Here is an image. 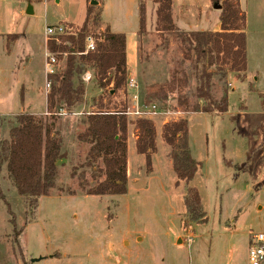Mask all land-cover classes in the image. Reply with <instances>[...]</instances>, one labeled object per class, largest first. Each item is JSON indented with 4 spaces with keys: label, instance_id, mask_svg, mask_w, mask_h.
Here are the masks:
<instances>
[{
    "label": "rangeland",
    "instance_id": "374dc122",
    "mask_svg": "<svg viewBox=\"0 0 264 264\" xmlns=\"http://www.w3.org/2000/svg\"><path fill=\"white\" fill-rule=\"evenodd\" d=\"M94 1L0 0V139H9L18 115L49 119L53 114L54 132L65 154L57 162L55 185L38 200L33 218L26 215L25 199L3 167L0 264H249L250 239L264 233V0H232L246 17L248 70L240 78L231 72L223 77L216 69L209 92L217 103L228 89V108L222 114L191 111L195 105L202 107L191 56L186 57L187 46L175 33L159 31L158 4ZM172 3L177 29L198 24L194 30L211 32L219 21L221 7L214 10L210 0ZM28 5L31 15L26 14ZM141 6L144 28L139 24ZM179 9L185 11L186 21L179 20ZM58 24L77 35L83 26L85 35L103 36L108 26L127 35V63L135 88L127 86V75L122 88L113 92L112 85H99L93 70L80 74L75 69L70 78L73 86L83 82V104L72 115L55 114V109L49 113L44 33ZM61 38L52 41L59 44ZM56 55V73L61 75L67 52ZM87 72L91 79L86 83ZM165 83L172 89L166 101L149 99L147 89ZM183 98L187 111L180 103ZM149 104L159 107L147 118L156 134L150 168L136 151V121L142 118L126 114ZM97 111L121 112L129 123L124 195L87 194L104 180V166L101 160L87 162L90 146L77 136L87 127L86 117ZM183 120L191 156L199 164L189 183L177 181L171 147L163 140L164 126ZM189 189L199 195L203 222H193L186 213Z\"/></svg>",
    "mask_w": 264,
    "mask_h": 264
},
{
    "label": "trees",
    "instance_id": "16d2710c",
    "mask_svg": "<svg viewBox=\"0 0 264 264\" xmlns=\"http://www.w3.org/2000/svg\"><path fill=\"white\" fill-rule=\"evenodd\" d=\"M156 9L157 24L160 32L175 33L187 46L186 57H190L193 76L196 82V97L202 107L195 105L193 112H213L222 114L227 111L228 100L225 90L219 102L214 103L210 95L213 77L218 69L223 77L227 72L245 78L246 58V17L239 10L237 2L232 0H210L221 7L220 31H181L174 25L172 18V0H153ZM140 28H144L143 6L140 7ZM89 15V10L88 14ZM85 26L77 37L61 38L59 44L48 41L47 49L52 53L67 52L65 73L48 76L50 92L46 99L49 113L65 112L72 115L83 104L84 85L79 82L73 86L70 74L76 69L79 73L91 69L97 76L99 85L104 88L112 85L110 91L117 92L126 81L128 67L126 63V41L124 34L107 31L103 42L97 44L94 52H84ZM19 36H8V40ZM69 46H67V44ZM215 69V70H212ZM218 73V74H219ZM165 84H156L147 89L149 99L156 102L166 101L172 91ZM153 103V101L149 102ZM184 110H189L186 98L180 102ZM97 111L86 117L87 127L77 136L78 141L89 144L87 162L101 160L104 166V180L97 183L87 194L93 196L124 195L127 193V131L128 120L121 112ZM124 112V111H123ZM50 118H37L33 115H18L9 131V139H0V174L5 166L17 194L24 197L27 206L26 215L33 218L38 200L46 196L55 185L58 165L64 159L61 151V138L54 132L53 114ZM138 136L136 151L145 156L147 167L151 166V153L155 151V129L152 121H136ZM264 130V126L261 128ZM164 142L171 147L170 160L178 182L189 183L199 169L190 153L188 145L187 121L166 124L163 132ZM0 199L3 200L0 189ZM185 210L193 222L205 221L200 207V198L193 189L188 190L184 199ZM9 213H11L9 211Z\"/></svg>",
    "mask_w": 264,
    "mask_h": 264
},
{
    "label": "built area",
    "instance_id": "2783aa9c",
    "mask_svg": "<svg viewBox=\"0 0 264 264\" xmlns=\"http://www.w3.org/2000/svg\"><path fill=\"white\" fill-rule=\"evenodd\" d=\"M45 43L47 45L48 41L55 40L58 41L60 37L65 36H73L76 37L77 34L72 30V28L67 27L62 24H58L54 27H47L45 29ZM104 38L103 36H95V35H86L84 38V52L82 54H88L91 52H94L97 48V44L99 42H103ZM45 53V88L47 91L50 89V82L48 81V76L54 75L56 73V65H57V55L56 53L50 52L48 49H46ZM91 79V75L89 72H87L83 80L84 82H89ZM127 86L129 88H135L136 84L134 79L131 77L130 73L127 76ZM229 87H231L229 85ZM159 110V107H157L156 104H149L144 106H136V108L129 113L133 116H136L137 118L147 119L151 116H155ZM64 114V113H60ZM167 114H169L167 112ZM188 242H191V239H188ZM248 263L249 264H264V233H257L254 234L249 242V248H248Z\"/></svg>",
    "mask_w": 264,
    "mask_h": 264
},
{
    "label": "crops",
    "instance_id": "0c3cea01",
    "mask_svg": "<svg viewBox=\"0 0 264 264\" xmlns=\"http://www.w3.org/2000/svg\"><path fill=\"white\" fill-rule=\"evenodd\" d=\"M239 2H240V0H239ZM211 3V2H210ZM99 4V3H98ZM210 7V6H209ZM179 11V20H180V18L181 17H184V19L185 18H187V15L185 14V11H183V10H181V9H179L178 10ZM173 13L175 14V11H174V6H173V3H172V15H173ZM181 13V14H180ZM173 21H174V23H176V21H177V19H176V17H175V15L173 16ZM185 21H186V19H185ZM198 23V22H197ZM202 24V26H204V23H201ZM176 25V24H175ZM195 27H193V26H188L189 28H188V30H185L184 28H179V29H181V30H183V31H187V32H190V31H196V30H194V28H196V26H198V24H195L194 25ZM178 28V27H177ZM107 29H108V31L110 32V33H114V34H123V33H119V32H113L112 30H111V28L108 26L107 27ZM191 29V30H190ZM212 31L211 32H218V31H220V22L219 21H217L216 23H215V26L211 29ZM197 31H199V30H197ZM201 32H208V31H201ZM125 35V34H124ZM125 41H126V63H127V58H128V46H127V35H125ZM246 58H247V52H246ZM127 67H128V71L130 72V75H131V71H130V69H129V66H128V63H127ZM247 70H248V64H247Z\"/></svg>",
    "mask_w": 264,
    "mask_h": 264
},
{
    "label": "water",
    "instance_id": "95a60500",
    "mask_svg": "<svg viewBox=\"0 0 264 264\" xmlns=\"http://www.w3.org/2000/svg\"><path fill=\"white\" fill-rule=\"evenodd\" d=\"M96 3H97L96 1L91 0L90 4L94 5ZM213 7H214V10H219L220 9V5H218V4H213ZM26 14H28V15L33 14L32 7L30 5H28V7H27ZM129 73L130 72L128 71L127 75H129ZM34 261H38V260H34Z\"/></svg>",
    "mask_w": 264,
    "mask_h": 264
}]
</instances>
